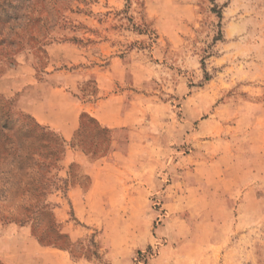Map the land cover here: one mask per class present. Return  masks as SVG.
<instances>
[{
  "label": "rangeland",
  "instance_id": "rangeland-1",
  "mask_svg": "<svg viewBox=\"0 0 264 264\" xmlns=\"http://www.w3.org/2000/svg\"><path fill=\"white\" fill-rule=\"evenodd\" d=\"M62 83L84 104L125 96L136 130L83 114L65 141L39 125L25 105L46 109L44 88ZM262 140L264 0H0V241L25 236L70 264H264V202L232 192L264 187V167L221 158ZM84 166L130 184L96 199L88 226L68 198Z\"/></svg>",
  "mask_w": 264,
  "mask_h": 264
},
{
  "label": "crops",
  "instance_id": "crops-1",
  "mask_svg": "<svg viewBox=\"0 0 264 264\" xmlns=\"http://www.w3.org/2000/svg\"><path fill=\"white\" fill-rule=\"evenodd\" d=\"M113 72L114 74L109 75V77L111 78V76H113V79L119 80L121 77V74L117 73L119 71L113 70ZM100 77L102 79L98 78L100 83L99 87L101 89H106L108 86L106 84L110 83L109 77L103 75H100ZM44 89L46 90H44L40 96L41 98H45L46 109L41 106L40 101L37 104L32 100L26 104L25 107L33 114L39 125L49 127L58 132L65 141L72 140L77 130L80 129V117L83 114L92 118L101 129L113 132H118V129L121 128H133L136 130L134 123L127 122L128 112L124 107L125 96L119 93L108 94V92H104L100 94V98L96 102L84 104L68 92L63 83L54 88L48 86ZM47 94L55 96L59 104L54 106L51 99L47 98ZM52 112L53 117L51 115ZM256 122L258 121L256 120ZM133 129L129 130V137L127 139V141L131 140V144L134 141L132 135L135 134V130ZM257 130H259V128H257ZM257 140L260 139L257 138ZM258 142L260 141L252 143L254 148L251 153H222L221 158H225L223 160L227 161L224 166L225 170L226 168H232V170L235 169L241 174H251L254 171L257 172L258 168L261 166L264 167V140H262L261 146H259ZM128 144H130V142ZM128 144L126 142L125 147H122L124 148L123 151H121L119 149L120 147L114 142L112 147L115 146L117 151L112 152L111 156L120 157L123 155L124 157H128L129 153H123L124 150L128 148ZM247 157H249V160L254 159L256 162L254 163L253 160V162L249 161L246 163V161L240 160L241 158L245 159ZM221 158H217L216 164ZM130 170H132L131 167H129L127 171L123 170L126 177L131 173ZM83 172L89 177V181L86 183L80 181L70 184L68 186V198L75 209L76 217L88 226L91 224L94 217L93 207L97 204L96 199H102L103 195H105V197L115 200L118 198L117 194H120L121 188H125L126 190L130 187V184L127 183L126 179L118 181L114 173V179L104 182L98 181L99 171L95 166H84ZM223 179L226 180V177ZM245 181L246 183H241L239 186L237 185L232 188V192L236 193V197L238 201H240V204L244 203V201H246V203L247 201L252 202L254 199H259V201L264 202V187L255 183V179ZM233 198H235V196ZM14 236L15 235H12V233L11 235L7 233L4 241H0V262L2 264H20L23 258H32V255L35 258L41 257L45 262H49L50 264H55L56 262L70 264L69 259L65 255H56L53 252L47 251L46 248L41 247L25 236L24 239L21 240L14 238ZM2 242H4V244H2ZM17 246L22 247V249L26 247L29 251L23 249L22 252L18 250L17 252H13L16 250ZM76 264H88V262L84 263L83 261H79Z\"/></svg>",
  "mask_w": 264,
  "mask_h": 264
}]
</instances>
